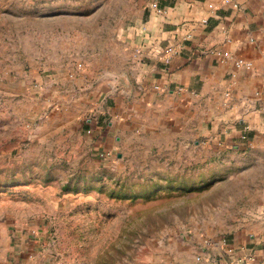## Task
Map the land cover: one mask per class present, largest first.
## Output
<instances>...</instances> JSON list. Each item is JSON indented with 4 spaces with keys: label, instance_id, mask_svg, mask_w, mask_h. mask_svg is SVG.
<instances>
[{
    "label": "rangeland",
    "instance_id": "obj_1",
    "mask_svg": "<svg viewBox=\"0 0 264 264\" xmlns=\"http://www.w3.org/2000/svg\"><path fill=\"white\" fill-rule=\"evenodd\" d=\"M152 2L0 0V263L256 264L238 243L252 248L262 224L264 147L101 156L54 84L120 66L125 28Z\"/></svg>",
    "mask_w": 264,
    "mask_h": 264
},
{
    "label": "crops",
    "instance_id": "obj_2",
    "mask_svg": "<svg viewBox=\"0 0 264 264\" xmlns=\"http://www.w3.org/2000/svg\"><path fill=\"white\" fill-rule=\"evenodd\" d=\"M123 38L129 50L116 53L120 66L53 79L88 116L94 151L127 158V145H165L197 161L230 147H264V0H153ZM62 101L54 100L61 110ZM259 215L260 229L248 232L253 247L237 243L264 264V209ZM0 264L57 263L29 251Z\"/></svg>",
    "mask_w": 264,
    "mask_h": 264
},
{
    "label": "built area",
    "instance_id": "obj_3",
    "mask_svg": "<svg viewBox=\"0 0 264 264\" xmlns=\"http://www.w3.org/2000/svg\"><path fill=\"white\" fill-rule=\"evenodd\" d=\"M204 23H207V19L204 20ZM216 53L219 55V58L222 62H226L227 60H229V56L223 54L221 51H217ZM234 64L237 67H240V66L245 65L246 63H245L244 59H236ZM256 93H257V95H260L261 92L257 91ZM228 95H230V93H228Z\"/></svg>",
    "mask_w": 264,
    "mask_h": 264
}]
</instances>
